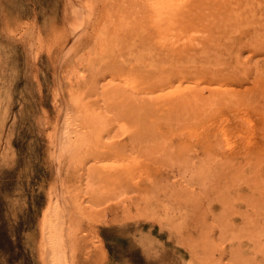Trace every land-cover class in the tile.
<instances>
[{"label":"rangeland","instance_id":"obj_1","mask_svg":"<svg viewBox=\"0 0 264 264\" xmlns=\"http://www.w3.org/2000/svg\"><path fill=\"white\" fill-rule=\"evenodd\" d=\"M0 264H264V0H0Z\"/></svg>","mask_w":264,"mask_h":264},{"label":"bare ground","instance_id":"obj_2","mask_svg":"<svg viewBox=\"0 0 264 264\" xmlns=\"http://www.w3.org/2000/svg\"><path fill=\"white\" fill-rule=\"evenodd\" d=\"M183 49H184V48H183ZM180 50H181V49H180ZM188 51H189V50H188ZM185 53H186V52H185ZM185 53H184V54H185ZM194 76H195V75H194ZM167 79H168V77H167ZM167 79H166V77H165V79H163V81H162V80H159V82H160V81L164 82V81L167 80ZM169 79H170V78H169ZM170 81H172V78L170 79ZM173 81H174V79H173ZM173 81H172V84H173ZM155 82H157V80H156ZM164 83L166 84V82H164ZM155 84H156V83H155ZM174 84H176V83H174ZM174 84H173V85H174ZM136 86H137V85H136ZM175 86H178V85H175ZM139 87H141V86H139ZM139 87H138V88H139ZM165 87H166V86H165ZM167 87H168V86H167ZM144 88H145V86H144ZM158 88H160V87H158ZM169 88H170V87H169ZM133 89H134V88H133ZM153 89H154V88H153ZM161 89H163V87H162ZM165 89L167 90L168 88H165ZM174 89H175V87H174ZM163 90H164V89H163ZM166 90H165V92H166ZM211 90H212V89H211ZM148 91L151 92V90H149V89H148ZM156 91H157V90H156ZM156 91H155V92H156ZM158 91H159V90H158ZM170 91H171V93H172V90H170ZM170 91H169V92H170ZM175 91H177V90H175ZM185 91H186V90H185ZM173 92H174V91H173ZM151 93H152V92H151ZM188 93H189V92H188ZM148 94H150V93H148ZM172 94H174V93H172ZM177 94H179V93H177ZM183 94H184V93H183ZM150 95H151V94H150ZM168 95H169V94H168ZM168 95H167V96H168ZM134 96H135V94H134ZM168 97H169V96H168ZM180 97H181V96H180V94H179L178 98H180ZM151 98H152V97H151ZM162 98H163V97H162ZM172 99H173V98H172ZM172 99H171V100H172ZM174 99H176V96L174 97ZM174 99H173V100H174ZM181 99H182V97L180 98V100H181ZM150 100H151V99H150ZM160 100H161V99H160ZM178 100H179V99H178ZM148 101H149V100H148ZM174 101H175V100H174ZM162 102H163V101H162ZM171 102H172V101H170V103H171ZM176 103H177V101H176ZM176 103H175V104H176ZM178 105H180L179 102H178ZM152 108H153V107H152ZM152 108L150 107V109H152ZM146 109H147V108H146ZM148 109H149V108H148ZM152 110H153V109H152ZM152 110H150V111H152ZM170 110H171V108H170ZM171 111H172V110H171ZM142 112H143V111H142ZM148 112H149V110H147V113H148ZM154 113H155V111H153V113H150V114L152 115V114H154ZM143 114H144V112H143ZM150 114H149V115H150ZM172 114H173V111H172L171 115H172ZM174 114H175V116H176L177 113H175V111H174ZM144 115H145V114H144ZM151 115H150V116H151ZM167 116H168V115H167ZM169 116H170V112H169ZM144 117H145V116H144ZM165 117H166V116H165ZM172 117H173V116H172ZM176 118H177V117H173V118H172V120L175 119V121H173L174 123H176V121H177ZM143 120H144V119H143ZM145 120H146V119H145ZM168 120H169V119H168ZM172 120H171V121H172ZM146 122H148V121L146 120ZM173 122H172V123H173ZM149 123L152 124V121L149 122ZM153 124H154V123H153ZM146 126H150V125L147 124ZM151 126H152V125H151Z\"/></svg>","mask_w":264,"mask_h":264}]
</instances>
